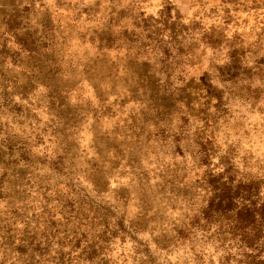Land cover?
Instances as JSON below:
<instances>
[{"label": "clouds", "instance_id": "obj_1", "mask_svg": "<svg viewBox=\"0 0 264 264\" xmlns=\"http://www.w3.org/2000/svg\"><path fill=\"white\" fill-rule=\"evenodd\" d=\"M0 264H264V0H0Z\"/></svg>", "mask_w": 264, "mask_h": 264}, {"label": "rangeland", "instance_id": "obj_2", "mask_svg": "<svg viewBox=\"0 0 264 264\" xmlns=\"http://www.w3.org/2000/svg\"><path fill=\"white\" fill-rule=\"evenodd\" d=\"M242 215H244V214H242ZM245 218L250 220V219H251V212H248V213L246 214Z\"/></svg>", "mask_w": 264, "mask_h": 264}]
</instances>
